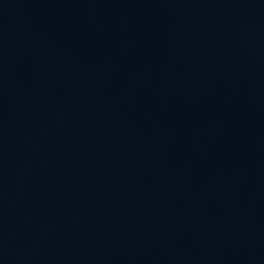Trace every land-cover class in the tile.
<instances>
[{"label": "water", "instance_id": "water-1", "mask_svg": "<svg viewBox=\"0 0 264 264\" xmlns=\"http://www.w3.org/2000/svg\"><path fill=\"white\" fill-rule=\"evenodd\" d=\"M0 264H264V0H0Z\"/></svg>", "mask_w": 264, "mask_h": 264}]
</instances>
